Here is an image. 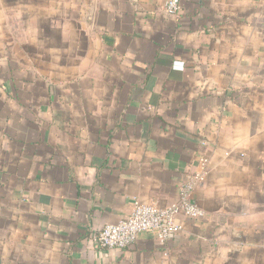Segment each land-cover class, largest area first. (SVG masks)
<instances>
[{
  "label": "crops",
  "instance_id": "crops-1",
  "mask_svg": "<svg viewBox=\"0 0 264 264\" xmlns=\"http://www.w3.org/2000/svg\"><path fill=\"white\" fill-rule=\"evenodd\" d=\"M0 0V264H264V0ZM165 243L92 237L165 207Z\"/></svg>",
  "mask_w": 264,
  "mask_h": 264
},
{
  "label": "built area",
  "instance_id": "built-area-1",
  "mask_svg": "<svg viewBox=\"0 0 264 264\" xmlns=\"http://www.w3.org/2000/svg\"><path fill=\"white\" fill-rule=\"evenodd\" d=\"M165 10L176 14L180 10V0H166ZM207 168V158L201 157L199 169L179 190L178 199L168 206L160 207L152 202L134 200L130 213L115 223L105 224L92 241L101 249H123L132 245L139 233L150 232L162 243L180 231L181 224L177 222L179 215L191 218H201L204 210L190 198L195 186L202 184Z\"/></svg>",
  "mask_w": 264,
  "mask_h": 264
}]
</instances>
